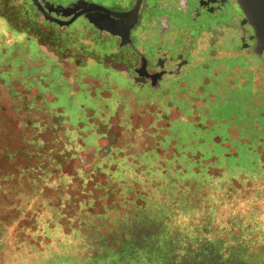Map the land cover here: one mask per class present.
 <instances>
[{"label": "rangeland", "instance_id": "374dc122", "mask_svg": "<svg viewBox=\"0 0 264 264\" xmlns=\"http://www.w3.org/2000/svg\"><path fill=\"white\" fill-rule=\"evenodd\" d=\"M23 1L0 0V264H147L115 255L159 232L214 251L158 264H264V56L241 52L217 98L204 76L135 90L64 51L74 36L56 53L20 30ZM223 243L239 256L220 260Z\"/></svg>", "mask_w": 264, "mask_h": 264}, {"label": "flooded vegetation", "instance_id": "af4514ba", "mask_svg": "<svg viewBox=\"0 0 264 264\" xmlns=\"http://www.w3.org/2000/svg\"><path fill=\"white\" fill-rule=\"evenodd\" d=\"M76 1L83 2L77 11L81 13L67 25L72 15L62 18L50 13L51 19L64 23L59 25L44 19L32 6L48 28L66 35L71 29L68 34L78 40L76 50L123 87L186 92L191 91L188 82L204 76L203 86L198 87L201 95L202 89L211 86L215 94L212 97L217 98L226 90H236L237 86L229 85L227 75L241 76V52L255 53L252 30L236 0H140L135 24L122 38L96 29L87 16L94 15L102 25L111 24L117 19L110 13L129 12L136 0H67L64 4L42 0L40 6L43 10L45 3L53 8H69ZM88 4L104 11L89 12ZM195 71L198 78L193 75ZM180 99L178 96L174 100Z\"/></svg>", "mask_w": 264, "mask_h": 264}, {"label": "trees", "instance_id": "16d2710c", "mask_svg": "<svg viewBox=\"0 0 264 264\" xmlns=\"http://www.w3.org/2000/svg\"><path fill=\"white\" fill-rule=\"evenodd\" d=\"M31 8L33 9V6L30 0H25V2L23 1L17 7L16 14L18 15V17L17 16L16 17H17V20L21 21L20 23H18V28L20 30L24 29L25 31L29 32V35L30 34L32 35V39L39 41L40 43H42L43 40H45L48 44H50V46H48L49 49H51L53 52L61 53L60 51H62V48H61L62 41H60V36L64 34H61L60 32H57V31H54L48 28L47 23H45L44 21H41L38 24H36L34 22V17L32 16ZM4 19L9 20L8 18H4ZM71 37H73L72 34L70 36H67L65 34L64 39L66 42H68L71 39ZM77 47L74 46L72 47V49H63V50L71 52L72 54L70 56L72 57H73V54L83 55L79 53V50H76ZM88 56L89 55L87 54L85 57L89 58ZM181 123H183V125H178L179 127H182V126L184 127L185 126L184 124H187L185 122H181ZM203 134L204 133H201V135L198 136V139L200 140L201 138L203 141L201 142V145L199 144L201 148H204L205 139H206L205 136H203L204 138L202 137ZM245 147L249 149L247 145ZM253 156L254 155L251 154L249 158L250 165L252 164L254 167L258 165L260 166V163L258 162V159H256V156H255V162L254 163L251 162L253 159L252 158ZM259 170L260 168L259 169L257 168V172H259ZM199 236L201 235L197 234L193 238L192 236L188 237V235H186L185 233L183 234L180 232L173 234V235H170L168 232H164V233L159 232L157 234H153L150 239H152L153 237L154 241L152 242L148 241L147 243L144 244L143 248L136 247V246H130L127 244L121 249V252H118V254L115 255V257L121 258L124 255V253L129 251L127 250L129 248V249H133V254L138 253L139 251H148V254L145 256L148 259H153V260L149 261L147 264H158L160 262L166 263L168 259H165L164 257L169 256L170 254L175 255L176 257L178 256V258L180 257L181 259H184V257H187V256H191V259H195V258L202 259L203 257H206L209 251H214V249H213V245L212 246L209 245L208 242H199V243L195 242V240H198ZM214 248H215V252H217L216 255L219 256L220 260H225V262L232 260L233 257H237L239 256L238 254L241 253V244H238V243L237 244L223 243L222 246L217 247V245H215ZM153 250L160 251L161 253L159 252L155 253V251ZM164 252L166 254H163ZM115 257L111 258L107 262L115 263L114 262ZM138 261L139 260H137V262ZM178 261H180V259H178Z\"/></svg>", "mask_w": 264, "mask_h": 264}, {"label": "water", "instance_id": "95a60500", "mask_svg": "<svg viewBox=\"0 0 264 264\" xmlns=\"http://www.w3.org/2000/svg\"><path fill=\"white\" fill-rule=\"evenodd\" d=\"M34 7H36L42 14L43 18L49 21L56 22L57 24L61 25V23L55 19H51L49 16L50 13L59 14L62 18H67L70 15L71 19L69 22L65 23L66 25L74 20L77 16L80 15L81 12H77L78 9L83 4L82 1H76L72 4L69 8H62L57 6L53 8L51 5L43 4L45 9H41L40 1L42 0H30ZM237 4L242 12V15L247 22L248 26L252 30L253 39L255 41V53L256 54H264V0H236ZM140 0H136L135 5L133 8L126 13L114 14L110 13L114 18L117 19L115 22H111V24H100L95 19L94 15L87 16L88 22L94 26L98 30H104L105 32L113 35L118 36L120 38L127 35L128 31L132 28L135 24L136 20V13L139 6ZM102 10L96 7L93 4L87 5V11L92 12L94 10ZM109 13V12H108Z\"/></svg>", "mask_w": 264, "mask_h": 264}]
</instances>
